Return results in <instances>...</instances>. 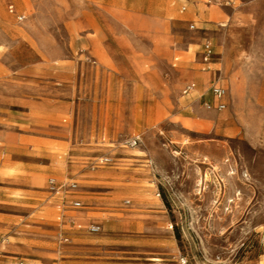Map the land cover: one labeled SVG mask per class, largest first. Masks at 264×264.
Returning <instances> with one entry per match:
<instances>
[{
    "label": "rangeland",
    "instance_id": "374dc122",
    "mask_svg": "<svg viewBox=\"0 0 264 264\" xmlns=\"http://www.w3.org/2000/svg\"><path fill=\"white\" fill-rule=\"evenodd\" d=\"M0 264H264V0H0Z\"/></svg>",
    "mask_w": 264,
    "mask_h": 264
},
{
    "label": "built area",
    "instance_id": "2783aa9c",
    "mask_svg": "<svg viewBox=\"0 0 264 264\" xmlns=\"http://www.w3.org/2000/svg\"><path fill=\"white\" fill-rule=\"evenodd\" d=\"M239 0H219V3L222 4L223 6L226 7H233ZM194 27V26H192ZM213 57V49L212 46L210 44H206L205 46V53H204V57L203 60L205 63H210ZM195 86H188L185 89V93L190 92L191 90H193ZM211 93L214 96V98L217 100V105L215 106V109H217L218 111H223L226 109L227 105L225 102L226 96H227V92L226 89L220 85H213L211 87ZM206 106L209 109H212L213 107L209 104H206ZM136 143V141L134 142ZM101 163L104 165H111L113 164V159L111 158H104L101 160ZM51 185V189L55 192H60L65 188L71 189V190H77L78 189V184L75 182L72 183H66V184H61L58 185L55 181H51L50 182ZM73 205L75 207H81V203L80 202H74ZM89 231L91 233H99L101 231V226L99 225H91L89 227ZM65 242H68V240H64Z\"/></svg>",
    "mask_w": 264,
    "mask_h": 264
},
{
    "label": "crops",
    "instance_id": "0c3cea01",
    "mask_svg": "<svg viewBox=\"0 0 264 264\" xmlns=\"http://www.w3.org/2000/svg\"><path fill=\"white\" fill-rule=\"evenodd\" d=\"M237 4V3H236ZM236 4L233 6V7H231V8H234L235 6H236ZM241 13H240V15H239V17H240V19L242 18V15H243V13H242V11H240ZM236 14H238V13H234V15H232L231 16V20L234 18V16L236 15ZM226 61H223V63H222V68H226V66H227V62L228 61H230V58L232 59V52L230 51V49H228L227 50V52H226ZM213 58V57H212ZM207 64H209V63H207ZM203 80H205L206 79V76L204 75V76H202L201 77ZM213 85H219V84H217V83H210L208 86L210 87V89H211V87L213 86ZM221 86V85H220ZM103 204V203H102ZM98 211H99V215H98V217H99V219L97 218L96 220L97 221H100L101 223H102V225L104 226V232L105 233H107L108 234V236H111L112 234H113V231H111V221H114V220H116V218L115 217H112L111 215H113V213H112V209L111 208H109V207H105L104 205L102 206V207H100V208H98ZM92 225H97V224H92ZM99 226H101V225H99ZM132 232H138V230H136V231H132Z\"/></svg>",
    "mask_w": 264,
    "mask_h": 264
}]
</instances>
